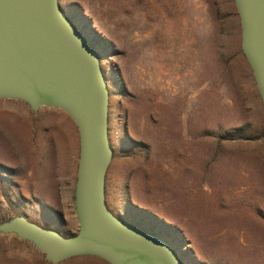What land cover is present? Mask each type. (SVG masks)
Masks as SVG:
<instances>
[{
  "label": "rangeland",
  "instance_id": "obj_1",
  "mask_svg": "<svg viewBox=\"0 0 264 264\" xmlns=\"http://www.w3.org/2000/svg\"><path fill=\"white\" fill-rule=\"evenodd\" d=\"M58 4L97 54L109 92L108 210L165 239L183 264H264V112L232 0ZM151 108L166 115L165 141L154 117L149 127ZM50 110L0 100V223L22 216L69 236L78 229V134L72 122L63 140L65 123ZM181 118L193 135V167L183 166ZM0 264L50 262L0 233Z\"/></svg>",
  "mask_w": 264,
  "mask_h": 264
},
{
  "label": "water",
  "instance_id": "obj_2",
  "mask_svg": "<svg viewBox=\"0 0 264 264\" xmlns=\"http://www.w3.org/2000/svg\"><path fill=\"white\" fill-rule=\"evenodd\" d=\"M232 2L240 50L264 112V0ZM0 100L23 102L33 112L60 110L78 134L76 233L66 236L22 216L0 223V233L32 243L50 264L75 256L107 264H183L165 239L121 221L106 206L109 92L97 54L58 0H0Z\"/></svg>",
  "mask_w": 264,
  "mask_h": 264
},
{
  "label": "crops",
  "instance_id": "obj_3",
  "mask_svg": "<svg viewBox=\"0 0 264 264\" xmlns=\"http://www.w3.org/2000/svg\"><path fill=\"white\" fill-rule=\"evenodd\" d=\"M43 109V108H42ZM45 109H51L50 111H54L55 113H57L58 115H60L65 123V126L63 124L62 126V130L64 132V137L63 140L66 139L67 143L70 142L71 140V123L72 120L62 111L60 110H56L53 108H45ZM117 109L118 112L121 110H124L126 113L125 116H127V120H130L133 118V113H132V117H131V110L129 108L128 105H126L124 102L118 101L117 102ZM162 111L158 110V112H156L155 109L151 108L149 109V113H148V120L151 122V124L149 125V127L152 126V122H153V127L155 126L153 117L155 118V120L158 121L157 127H158V131H159V135H163L164 134V141L166 140V115L161 113ZM181 122H183L182 127L180 128V140H178V143L181 144V150L184 153V162H183V166L185 165L193 167V162L191 161L193 159V135H192V131L189 130V128L185 127L184 123L187 124L186 119L181 118L180 119ZM131 123H129V128H131ZM144 126V125H143ZM143 126H141V129L139 131H136V133L139 132H143ZM138 127V126H137ZM146 127V125L144 126V128ZM162 133V134H161ZM59 139V138H58ZM192 150V151H191ZM190 152L192 154V156L190 155ZM189 154V155H188ZM190 161V162H189ZM184 166V167H185ZM179 177V176H177Z\"/></svg>",
  "mask_w": 264,
  "mask_h": 264
}]
</instances>
